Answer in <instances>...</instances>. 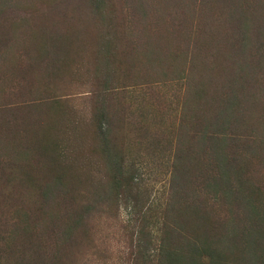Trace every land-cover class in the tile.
Masks as SVG:
<instances>
[{
  "label": "rangeland",
  "instance_id": "374dc122",
  "mask_svg": "<svg viewBox=\"0 0 264 264\" xmlns=\"http://www.w3.org/2000/svg\"><path fill=\"white\" fill-rule=\"evenodd\" d=\"M171 253L264 264V0H0V264Z\"/></svg>",
  "mask_w": 264,
  "mask_h": 264
},
{
  "label": "trees",
  "instance_id": "16d2710c",
  "mask_svg": "<svg viewBox=\"0 0 264 264\" xmlns=\"http://www.w3.org/2000/svg\"><path fill=\"white\" fill-rule=\"evenodd\" d=\"M54 131V132H53ZM50 133V132H49ZM55 133V134H54ZM53 135H55L54 136V139H52L51 140V137L53 136ZM81 136V137H84V134L81 132V131H78L77 133L75 132L74 134H73V138L71 139V140H75L78 136ZM57 130H53L52 129V131H51V134L49 135V144H60V141H58V139H57ZM60 137H62V136H60ZM67 140H68V138H66ZM169 256V261L167 262L166 261V263L165 264H175L176 263V261H178V262H180V261H182V264H193L192 262H187V259H184V258H186L187 256H182V257H178V255H176L175 253H171V254H169L168 255ZM174 256H176V258L174 257ZM178 264V263H177Z\"/></svg>",
  "mask_w": 264,
  "mask_h": 264
}]
</instances>
